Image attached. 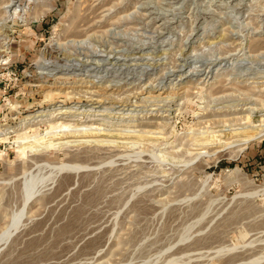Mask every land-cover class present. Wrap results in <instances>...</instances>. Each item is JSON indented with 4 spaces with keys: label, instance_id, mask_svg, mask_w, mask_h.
Returning a JSON list of instances; mask_svg holds the SVG:
<instances>
[{
    "label": "rangeland",
    "instance_id": "1",
    "mask_svg": "<svg viewBox=\"0 0 264 264\" xmlns=\"http://www.w3.org/2000/svg\"><path fill=\"white\" fill-rule=\"evenodd\" d=\"M0 139V264H264V0H0Z\"/></svg>",
    "mask_w": 264,
    "mask_h": 264
},
{
    "label": "bare ground",
    "instance_id": "2",
    "mask_svg": "<svg viewBox=\"0 0 264 264\" xmlns=\"http://www.w3.org/2000/svg\"><path fill=\"white\" fill-rule=\"evenodd\" d=\"M78 39V38H77ZM86 40H84V42H85ZM83 42V41H82ZM222 80V79H221ZM243 89V88H242ZM262 94V93H261ZM59 113H61V112H59ZM51 114H52V112H51ZM49 115H50V113H49ZM53 115V114H52ZM55 115H56V113H55ZM31 117V116H30ZM53 117V116H52ZM56 117H58V116H56ZM245 118V117H244ZM52 119H55V118H52ZM51 120V119H50ZM53 122H51L50 121V123H49V126H50V128L51 129H54V128H56V127H66V128H73L74 126H76V124L75 123H73V122H64V121H59V120H55V122H54V120H52ZM166 123V122H165ZM157 124H158V122H157ZM164 124V123H163ZM86 125V124H85ZM32 130V129H31ZM38 134H40V133H38ZM263 134H261V135H259V137H261ZM35 138H37V137H35ZM34 139V138H33ZM1 140V139H0ZM39 139H37V143H39V141H38ZM40 140H41V138H40ZM41 143V142H40ZM230 145V144H229ZM23 149V148H22ZM208 151L207 150H200V152H198L197 154H202V153H207ZM24 155H25V152H24ZM78 166H74V165H69V164H64L63 163V166H61L60 168L62 169L63 167H70V168H73V170H74V168L77 170V169H79V168H81L82 166H80L79 164H77ZM58 168V167H57ZM59 168V169H60ZM69 168V169H70ZM66 170H67V168H65ZM36 176L35 175H31V178L30 179H28V181L26 182V185H25V188H26V191H27V193H26V197H25V204H24V208L22 209V212L25 210V208L27 207V204H29V201L34 197V195H36V192H37V184H38V182L36 181ZM259 193H264V187H260V188H255V189H253L251 192H248V194H245V195H254V194H259ZM21 216V215H20ZM20 216H16V217H14L13 218V222H12V225L15 227V228H17V226H18V224L21 222V217ZM6 229L3 231V232H1L0 233V243H4V242H7L9 239H10V237H11V235H12V227L11 226H8V227H5ZM228 247H230V246H228ZM235 248V247H234ZM231 249V248H230ZM229 249V250H230ZM222 249H220V250H218L219 252H222L221 251ZM231 251V250H230Z\"/></svg>",
    "mask_w": 264,
    "mask_h": 264
}]
</instances>
